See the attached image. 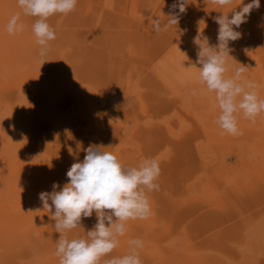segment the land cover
Returning <instances> with one entry per match:
<instances>
[{
	"label": "rangeland",
	"instance_id": "obj_1",
	"mask_svg": "<svg viewBox=\"0 0 264 264\" xmlns=\"http://www.w3.org/2000/svg\"><path fill=\"white\" fill-rule=\"evenodd\" d=\"M249 2L189 0L179 23L157 34L150 20L166 21L173 0H78L49 18L56 39L41 64L36 18L21 13L25 30L9 35L4 25L21 10L0 0V264H59V233L39 193L68 183L90 143L125 167L160 161L152 214L127 222L111 256L139 238L143 264H264V114L252 124L239 113L242 135L221 134L195 68V38L215 46L214 18ZM237 31L226 75L247 66L264 98V0ZM95 223V213L83 218L69 238Z\"/></svg>",
	"mask_w": 264,
	"mask_h": 264
},
{
	"label": "clouds",
	"instance_id": "obj_2",
	"mask_svg": "<svg viewBox=\"0 0 264 264\" xmlns=\"http://www.w3.org/2000/svg\"><path fill=\"white\" fill-rule=\"evenodd\" d=\"M205 2L219 8H231L235 0ZM77 3L78 0H17L21 11L9 18L5 30L9 35L25 30L21 13L36 18L31 30L40 46L38 58L43 64L50 52V42L56 39V32L48 23L49 18L69 14L75 10ZM188 3L189 0H173L170 13L167 16L163 14L167 17L166 21L159 17L151 18L154 32L159 34L176 26ZM259 7L260 0H251L243 4L239 11L234 7L230 12H221L222 15L215 17L218 25V43L215 46L210 45L207 37L198 35L194 40L198 46L197 63L200 67H192L198 70V84L206 93L214 94L213 107L219 109L215 122L222 130L221 134L242 135L238 126L239 113L252 124L264 114V98L258 94L261 85L244 75L249 68L239 64L232 70L231 76L226 75L230 71L229 44L242 37L237 29ZM191 95H197L195 88L191 89ZM105 149L90 143L84 149V159L74 162L67 171L68 183L61 187L54 182L51 192L39 193L43 210L50 214L53 227L59 233L54 252L59 264H143L140 250L144 243L139 238L128 241L126 254H110L119 246V238L127 233L128 221L144 220L152 214L148 193L160 189L157 182L161 175L160 161L146 158L138 166L125 167L115 153ZM94 213V227L83 237L69 238L68 233L81 228L82 219L90 218Z\"/></svg>",
	"mask_w": 264,
	"mask_h": 264
},
{
	"label": "bare ground",
	"instance_id": "obj_3",
	"mask_svg": "<svg viewBox=\"0 0 264 264\" xmlns=\"http://www.w3.org/2000/svg\"><path fill=\"white\" fill-rule=\"evenodd\" d=\"M0 19H1V18H0ZM31 20H32V19H31ZM5 22H6V21H5ZM2 23H4V22H2ZM1 25H2V24H1ZM4 27H5V25H4ZM189 33H190V32H189ZM185 34H187V33H185ZM106 47H107V46H106ZM259 67H260V66H259ZM66 69H67V68H66ZM7 73H8V72H7ZM4 76H5V74H4ZM24 102H25V101H24ZM15 109H16V108H15ZM1 115H2V114H1ZM11 126H12V125H11ZM15 131H16V130H15ZM18 132H19V131H18ZM12 134H13V133H12ZM17 138H18V137H17ZM59 146H60V145H59ZM235 179H236V178H235ZM2 185H3V184H2ZM0 186H1V185H0ZM204 186H205V185H204ZM1 187H2V186H1ZM3 189H4V188H3ZM0 191H1V190H0ZM234 221H235V220H234ZM4 227H5V226H4ZM4 227H3V229H5ZM1 228H2V227H1ZM1 228H0V229H1ZM261 231H264V230H261ZM0 233H1V231H0ZM3 233H5V232H3ZM9 234H10V233H9ZM9 234H8V235H9ZM1 236H2V235H1ZM15 236H16V235H15ZM3 237H4V236H3ZM12 237H13V236H12ZM12 237H11V238H12ZM0 238H1V237H0ZM4 239H5V238H4ZM4 239H3V240H4ZM14 240H15V239H14ZM181 240H182V239H181ZM0 241H2V240H0ZM144 242H145V241H144ZM184 242H185V241H184ZM2 244H4V242H3ZM8 244H9V243H8ZM11 245H12V243H11ZM181 245H182V244H181ZM3 246H4V245H3ZM3 246H2V247H3ZM5 249H6V248H5ZM5 249H3V250H5ZM8 249H9V248H8ZM6 251H7V250H6ZM54 252H55V251H54ZM0 253H1V252H0ZM3 253H4V252H3ZM40 259H41V258H40Z\"/></svg>",
	"mask_w": 264,
	"mask_h": 264
}]
</instances>
